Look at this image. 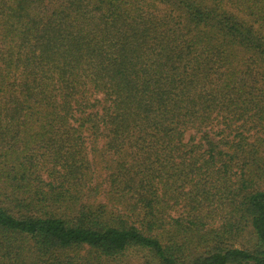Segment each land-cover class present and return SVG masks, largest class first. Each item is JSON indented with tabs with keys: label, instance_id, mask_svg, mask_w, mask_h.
Returning <instances> with one entry per match:
<instances>
[{
	"label": "trees",
	"instance_id": "trees-1",
	"mask_svg": "<svg viewBox=\"0 0 264 264\" xmlns=\"http://www.w3.org/2000/svg\"><path fill=\"white\" fill-rule=\"evenodd\" d=\"M264 264V0H0V264Z\"/></svg>",
	"mask_w": 264,
	"mask_h": 264
},
{
	"label": "rangeland",
	"instance_id": "rangeland-1",
	"mask_svg": "<svg viewBox=\"0 0 264 264\" xmlns=\"http://www.w3.org/2000/svg\"><path fill=\"white\" fill-rule=\"evenodd\" d=\"M123 260L127 262V264H143L142 259L138 255H132L129 253L124 255Z\"/></svg>",
	"mask_w": 264,
	"mask_h": 264
}]
</instances>
